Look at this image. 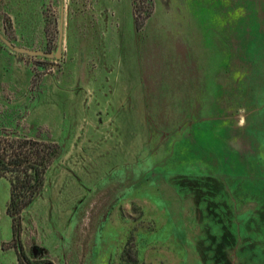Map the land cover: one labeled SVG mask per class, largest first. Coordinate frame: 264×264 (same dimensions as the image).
<instances>
[{
    "label": "rangeland",
    "instance_id": "1",
    "mask_svg": "<svg viewBox=\"0 0 264 264\" xmlns=\"http://www.w3.org/2000/svg\"><path fill=\"white\" fill-rule=\"evenodd\" d=\"M19 138L49 165L17 234L0 177V264H264V0H0Z\"/></svg>",
    "mask_w": 264,
    "mask_h": 264
},
{
    "label": "trees",
    "instance_id": "2",
    "mask_svg": "<svg viewBox=\"0 0 264 264\" xmlns=\"http://www.w3.org/2000/svg\"><path fill=\"white\" fill-rule=\"evenodd\" d=\"M45 147L38 140L20 138L0 147V177L11 182L8 213L15 234L21 227L22 212L44 187L49 165Z\"/></svg>",
    "mask_w": 264,
    "mask_h": 264
},
{
    "label": "water",
    "instance_id": "3",
    "mask_svg": "<svg viewBox=\"0 0 264 264\" xmlns=\"http://www.w3.org/2000/svg\"><path fill=\"white\" fill-rule=\"evenodd\" d=\"M58 56H59V54H58Z\"/></svg>",
    "mask_w": 264,
    "mask_h": 264
}]
</instances>
